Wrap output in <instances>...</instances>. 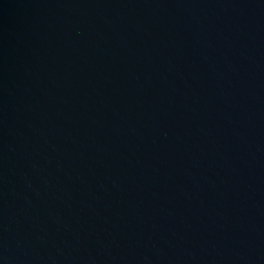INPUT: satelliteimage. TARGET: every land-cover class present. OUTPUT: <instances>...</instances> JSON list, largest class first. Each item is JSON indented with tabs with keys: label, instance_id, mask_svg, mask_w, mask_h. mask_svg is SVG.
Instances as JSON below:
<instances>
[{
	"label": "water",
	"instance_id": "water-1",
	"mask_svg": "<svg viewBox=\"0 0 264 264\" xmlns=\"http://www.w3.org/2000/svg\"><path fill=\"white\" fill-rule=\"evenodd\" d=\"M0 264H264V0H0Z\"/></svg>",
	"mask_w": 264,
	"mask_h": 264
}]
</instances>
